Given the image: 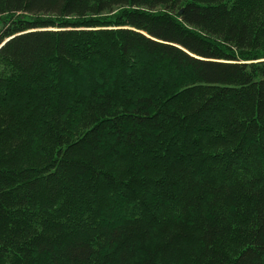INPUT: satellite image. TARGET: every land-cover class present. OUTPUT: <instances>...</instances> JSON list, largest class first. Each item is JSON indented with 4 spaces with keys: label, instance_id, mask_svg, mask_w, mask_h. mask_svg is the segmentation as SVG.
<instances>
[{
    "label": "trees",
    "instance_id": "trees-1",
    "mask_svg": "<svg viewBox=\"0 0 264 264\" xmlns=\"http://www.w3.org/2000/svg\"><path fill=\"white\" fill-rule=\"evenodd\" d=\"M0 264H264V0H0Z\"/></svg>",
    "mask_w": 264,
    "mask_h": 264
}]
</instances>
